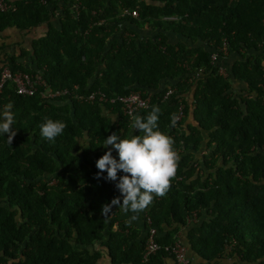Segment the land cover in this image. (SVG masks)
Instances as JSON below:
<instances>
[{"label": "trees", "instance_id": "16d2710c", "mask_svg": "<svg viewBox=\"0 0 264 264\" xmlns=\"http://www.w3.org/2000/svg\"><path fill=\"white\" fill-rule=\"evenodd\" d=\"M73 1L64 0L59 23V0H11L13 8L0 10V69L40 70L53 88L78 84L86 95L153 90L138 116L160 108L159 130L180 157L177 172L136 220L129 223L119 207L105 218L102 205L120 193L106 172L95 178L104 139L139 134L120 102L66 96L46 103L5 83L0 110L12 103L16 136L10 145L0 134V264H176L165 248L181 227L192 264H264V0H80L78 16ZM124 9L139 16H122ZM124 22L158 33L138 40L127 29L109 44ZM9 32L15 39L6 42ZM165 32L210 49L170 45ZM224 38L233 64L221 76L210 54ZM235 82L245 84L240 95ZM179 102L184 117L174 127ZM44 117L67 125L54 141L41 136ZM150 228L160 248L144 263Z\"/></svg>", "mask_w": 264, "mask_h": 264}, {"label": "clouds", "instance_id": "9594fccd", "mask_svg": "<svg viewBox=\"0 0 264 264\" xmlns=\"http://www.w3.org/2000/svg\"><path fill=\"white\" fill-rule=\"evenodd\" d=\"M30 68L35 69V67ZM34 72H40L42 75L40 70L29 73ZM44 80L46 81V79ZM76 85L79 87L77 92L86 95L79 91L80 85L78 84H72L67 88H53L48 84L49 89L53 92L72 89ZM66 96L75 98L71 94H66L54 98L48 103ZM45 102L47 103V101ZM12 108V103H8L0 110V134L7 136V142L10 145L16 136V131L12 127L14 124ZM160 111L158 106H153L146 117L138 115L132 117V128L138 130V135L133 133L118 135L113 132L104 139L103 147L107 151L96 161V168L99 171L95 178L100 179L106 172L107 175L103 179L115 182V188L120 193V196L113 198L110 203L102 205L101 213L105 218L112 213L113 207H119L125 213H133L128 221L131 223L138 218L139 213L148 208L156 197L165 196L170 189V181L176 175L180 157L174 150V140L159 130ZM174 123L175 119L173 118ZM39 127L44 139L54 141L63 134L67 125L61 120L44 117ZM113 150L117 153L118 158L113 156ZM201 154L204 152L202 151ZM119 173L122 175H118Z\"/></svg>", "mask_w": 264, "mask_h": 264}, {"label": "built area", "instance_id": "2783aa9c", "mask_svg": "<svg viewBox=\"0 0 264 264\" xmlns=\"http://www.w3.org/2000/svg\"><path fill=\"white\" fill-rule=\"evenodd\" d=\"M81 3H71L69 8L71 11L74 12L75 16L80 15L81 10ZM13 8L8 0H0V10L5 11L8 8ZM122 16H128L132 18H136L139 16L137 11H131L128 9H124ZM179 20V17L176 16H165L162 18L164 22H176ZM229 55V48L226 39L222 40V44L220 45L219 49H215L210 54V61L212 65H218L217 71L218 74L221 76L227 75L226 68L219 62V58L225 57ZM198 74H195L194 77H197ZM11 82L14 86V89L18 95H39V97L47 102L53 100L54 98L71 94L79 101H85L86 103L93 104L98 103L100 105L108 104L110 106L117 105L118 102L121 104V112L124 117H127L129 120H132L133 116H137L142 109L149 107L152 90H146L143 92H131L127 95L123 96H116V97H109L102 91H94L89 93L87 96L82 95L77 92L79 88L77 85L74 86L72 89H66L62 91H51L47 82L43 79L40 72H22L16 71L13 72L12 69L8 65H4L0 69V93L2 91L3 85L7 82ZM175 90L169 89L166 91L162 97V100L168 99V97L173 94ZM244 97L248 95L246 92L243 93ZM184 117V104L179 102L178 106V113L174 117L175 123L174 127H177L178 123ZM193 219H189L188 221L196 222L195 215L192 216ZM150 233L148 235V239L145 241V253L143 256V262L147 261L149 255L153 254L155 251L159 250V246L155 241L156 233L155 228L149 229ZM166 252L173 258L176 264H192L193 259L188 256V249L186 246L181 242L180 239L174 241L172 245L165 248Z\"/></svg>", "mask_w": 264, "mask_h": 264}, {"label": "crops", "instance_id": "0c3cea01", "mask_svg": "<svg viewBox=\"0 0 264 264\" xmlns=\"http://www.w3.org/2000/svg\"><path fill=\"white\" fill-rule=\"evenodd\" d=\"M148 1V0H146ZM81 3L80 0H74L73 2L71 3ZM106 4H109V3H113V4H122V0H106ZM71 3H69L68 5H70ZM58 4L60 5L59 6V9H57L55 12H56V15L54 17V21L55 23H59V21L61 19H63L64 17V12H63V6H64V0H59ZM81 6V10L84 7V5H79ZM80 10V11H81ZM95 13V12H94ZM103 21H101L100 23H102ZM43 29V28H42ZM129 29L131 30V32L134 34H132L131 36H137L138 37V40L140 38H143V36H152L155 34L158 33V30H151L148 28V24L145 23L143 24L142 26H137V25H133L131 26L130 24L124 22V23H121L119 25V28H118V31L116 30V34H114L112 37L109 38L108 40V43L110 44L111 41H120L124 32H126V30ZM40 31V30H37V32ZM125 34H128V33H125ZM124 34V35H125ZM37 35L39 36H42L41 32H39ZM165 35L167 37V42L168 44L170 45H174V44H177V43H183L184 45H186L187 47L189 48H193V49H197V48H203L204 50H209V46L207 45L206 42H203L202 40L200 39H197L196 41H192V40H188V39H184L182 38L181 36L179 35H175V34H172V33H168V32H165ZM3 38L6 42H11L15 39V35H13V32H9V33H6L3 35ZM17 39V37H16ZM215 50V49H214ZM212 50V52L214 51ZM219 62L227 69L229 70L233 64V57H232V54H229L228 56H225V57H221L219 58ZM245 84H243L244 86ZM242 86V84L240 83H234L233 84V94L236 95H240V93L242 92V89H244V87ZM188 97H192V93L191 94H188ZM192 112V110H191ZM120 213L121 215H124L125 216V219H128L129 217H131V215H127V213L123 212V210L120 208ZM195 223V222H194ZM138 224V222L136 223ZM186 231L185 230V227H181L180 228V232H179V237H180V240L181 242L184 244V242L187 240V236H186ZM189 255V254H188ZM105 264H106V261H105ZM224 264V263H223ZM227 264H230V261L227 263Z\"/></svg>", "mask_w": 264, "mask_h": 264}, {"label": "rangeland", "instance_id": "374dc122", "mask_svg": "<svg viewBox=\"0 0 264 264\" xmlns=\"http://www.w3.org/2000/svg\"><path fill=\"white\" fill-rule=\"evenodd\" d=\"M40 31L37 32V34L39 33ZM15 34V33H14ZM36 34V33H35Z\"/></svg>", "mask_w": 264, "mask_h": 264}]
</instances>
